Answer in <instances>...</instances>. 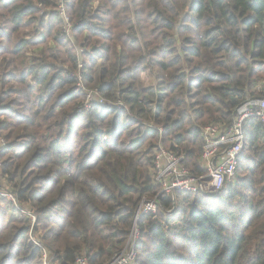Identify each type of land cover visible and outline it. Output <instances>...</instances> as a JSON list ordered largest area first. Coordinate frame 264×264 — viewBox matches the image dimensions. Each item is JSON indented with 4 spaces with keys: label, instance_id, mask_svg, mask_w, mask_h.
<instances>
[{
    "label": "clouds",
    "instance_id": "obj_1",
    "mask_svg": "<svg viewBox=\"0 0 264 264\" xmlns=\"http://www.w3.org/2000/svg\"><path fill=\"white\" fill-rule=\"evenodd\" d=\"M0 264H264V0H0Z\"/></svg>",
    "mask_w": 264,
    "mask_h": 264
}]
</instances>
